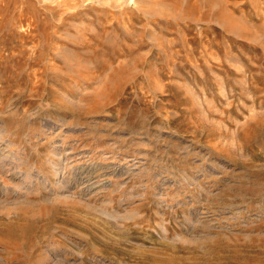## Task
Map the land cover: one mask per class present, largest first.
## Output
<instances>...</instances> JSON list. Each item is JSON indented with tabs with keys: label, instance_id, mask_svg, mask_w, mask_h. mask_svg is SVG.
Returning <instances> with one entry per match:
<instances>
[{
	"label": "rangeland",
	"instance_id": "rangeland-1",
	"mask_svg": "<svg viewBox=\"0 0 264 264\" xmlns=\"http://www.w3.org/2000/svg\"><path fill=\"white\" fill-rule=\"evenodd\" d=\"M0 264H264V0H0Z\"/></svg>",
	"mask_w": 264,
	"mask_h": 264
}]
</instances>
